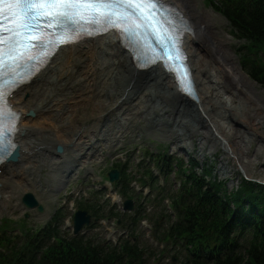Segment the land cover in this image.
<instances>
[{
    "label": "bare ground",
    "instance_id": "bare-ground-1",
    "mask_svg": "<svg viewBox=\"0 0 264 264\" xmlns=\"http://www.w3.org/2000/svg\"><path fill=\"white\" fill-rule=\"evenodd\" d=\"M166 1L174 2L193 27V31L185 36L184 47L197 84L198 100L185 98L174 75L161 63L148 69L139 68L117 34L109 33L60 47L45 68L19 87L10 98L13 109L20 114L15 137L20 164L9 165V161L3 162L0 169H8L20 176V180L0 176V206H16L13 202V193L16 192L12 191V187L17 191L21 189L22 183L30 180L27 176L37 177V172L47 170V176L58 175L57 183L64 184L74 168H88L94 162L90 157L103 155L104 149H110L127 138L128 134L132 136L136 132L138 135V129L141 130L140 127L145 124L149 128H168H158L162 131L160 135L185 141L186 145L191 144L187 135L192 134L191 137L197 133L202 146L205 143H208L210 149L223 146L227 158L240 163L243 146L239 145L237 139L244 141V138L240 129L232 127L230 119L238 121L236 116L239 113L243 116L250 111L253 120L260 122L262 117L264 119V111L261 109L264 100L256 101L249 92L246 93L252 82L235 61L233 52L224 46L227 40L215 34L211 18L219 14L213 9L209 12L198 11L195 0ZM75 85L80 90L77 97L82 94L81 87L84 90L87 87L93 94L87 98L86 104L75 107L74 114L69 112L62 117L60 114L70 109L67 105L70 96L67 88ZM244 94L251 101L249 105L244 104L245 99L242 101ZM92 97L95 99L92 100ZM90 104L91 109L100 108L103 113L99 116L91 115L94 123L89 128L75 126L73 119L83 109H89ZM28 110L39 115L46 110H53L48 120L57 121L58 129H69L71 124H74V128L68 133L67 130L61 132L54 129L55 141L52 136L53 126L46 129L39 124L22 121L28 116L25 114ZM120 112L125 113L124 116ZM141 120L145 124H141ZM51 143L60 144L63 155L48 149L52 145L46 144ZM78 159L82 161L81 166L74 163ZM40 191L43 194L45 192L43 187Z\"/></svg>",
    "mask_w": 264,
    "mask_h": 264
},
{
    "label": "rangeland",
    "instance_id": "rangeland-1",
    "mask_svg": "<svg viewBox=\"0 0 264 264\" xmlns=\"http://www.w3.org/2000/svg\"><path fill=\"white\" fill-rule=\"evenodd\" d=\"M195 5L198 11L203 12H209L213 8V6L205 0H195ZM211 21L214 26L215 34L227 40L224 41V46L233 52V57L241 68L239 63V50L237 48L242 42L231 34V27L228 25V21L225 17L223 18L219 14L218 17L215 16V18H211ZM227 35H230L229 37L231 40H229ZM241 70L245 73L242 68ZM245 75L247 74L245 73ZM247 77L252 84L248 85L246 93L249 92L251 98L256 101L260 99L264 100V90L262 87L248 75ZM86 89L87 90H84L81 87L82 94L77 97L80 93L78 86H68L67 92L74 98L71 99L69 96V103L67 105L70 109L68 112L60 114L62 117L68 115L69 112L74 114L76 111L75 107L86 104L87 98L93 94L87 87ZM63 91L64 90L61 92ZM184 97L187 98V96ZM93 99L95 98L92 97V100ZM244 99L247 101H245L244 104L249 105L251 101L247 99L245 94L242 101H244ZM261 109L264 111V105L263 107L261 106ZM29 111L30 110L26 111L25 114H28ZM102 111L100 108L91 109L90 104L89 109H83L82 112H80L81 114L79 113V116L73 119L76 123H72L81 128H89L94 123V119L91 118V115L94 114L95 116H99L103 113ZM30 112H32L33 115H28L22 121H27L28 124H39L46 127V129L53 126L52 136L56 139L55 141H57V138L54 136L56 134L54 129H58L57 121L51 120L53 122H50V120H48V116L52 115L54 111L46 110L40 115L35 114L33 111ZM123 114L120 112L121 116H124ZM236 117L238 121H240L238 122L230 119V123L235 129H240L243 134L244 141L237 139L239 145L243 146V152L240 156L241 164L231 158H227L225 154L226 149L223 148V146H218L216 149H210L208 143L202 146L199 142L200 135L197 133L193 134L191 137L190 135L192 134L187 135V140H189L191 144L186 145L185 141L175 139L169 135L166 137L160 135L161 130L158 128L164 130L168 128L162 126L149 128L144 121L141 120V124L145 125H143L144 127L142 126L143 128L140 127L141 130L138 129V135H136V132H134L132 136L128 134L127 138H123L121 142L113 145L110 149H104L103 155H93L89 159H91V161L94 160V162H92L88 168L80 167L78 170L74 168L70 176L66 177L67 182L64 184L60 182L59 184L57 183L58 175H55V177L47 176V170H41L37 172V177L27 176V178L30 179L28 181L32 184L24 181L22 183L23 187L18 191L12 187V191L16 192L13 193L15 197L13 202L16 206L14 208L0 206V231L8 232L10 236L17 239L29 229L34 230L44 226L51 217L58 212L56 225L60 234L62 236H73L72 219L75 210L78 208L77 201L85 198L95 208L99 207L103 210V212L100 213H102L104 217L97 220L95 219L93 223L84 227L76 236H81L84 239H91L93 242H105L111 245L125 237H134L138 247L144 250V254L147 256L148 253V264H180L181 261L184 260V251L172 245L170 241L159 240L154 234L155 229L153 222L159 215L162 217L158 223L160 232L166 228L169 220L174 219L168 207V202L166 199L164 201L157 199L151 201V198L156 193L166 195L177 190L179 177L177 175V166L174 164V161L178 158H180L183 165L189 166V159L193 157L194 161L197 163L193 165L197 173H200L204 164H209L211 167V176L217 180H222L226 191L238 186L240 175L264 184V119L262 117L259 120L261 123L258 122L257 119L253 120V115L250 111L244 113L243 116L239 113ZM135 119H137V117H135ZM74 124H71L69 129L60 128L58 130L61 132L62 130H67V133L71 132V129L74 128L72 125ZM54 144L55 143L46 145H52L47 148L55 150L56 146L60 144ZM180 146H183V148ZM236 146H238V144H236ZM63 153H60V155H63ZM157 156H168L169 159H171L170 166L167 167L164 163V166L161 164L157 166L155 160H153L157 158ZM19 159L18 157L15 162L9 161V165H17L20 162ZM25 162H28V160H25ZM74 163L81 166L82 161L78 159ZM115 163H119L121 168L130 172L134 179L142 178L144 168H149L152 174L157 177L161 187L154 188L150 191L149 188L141 187V183H139L138 180L133 179V181L129 183L128 190L129 193L133 195L132 198L135 200L134 205L136 207L133 211H123V197L117 194L114 187L108 182V179H105L107 173L111 169L116 168ZM240 170H242V172ZM0 176H8L16 181L20 180V176L13 174V172H10L8 169L1 168ZM208 177L209 176L206 178ZM46 183L47 185H45ZM55 184L56 186H54ZM37 185H39L38 188L36 187ZM51 186L55 188L50 190ZM42 187L45 191L44 194L40 191ZM27 192L32 193L38 204L42 206L41 211H38L36 207L26 208L23 205L21 197ZM139 204L142 208L138 211V215L143 218L137 219L132 225V216L137 215L136 210ZM114 213H118L120 216L115 217L113 216Z\"/></svg>",
    "mask_w": 264,
    "mask_h": 264
},
{
    "label": "trees",
    "instance_id": "trees-1",
    "mask_svg": "<svg viewBox=\"0 0 264 264\" xmlns=\"http://www.w3.org/2000/svg\"><path fill=\"white\" fill-rule=\"evenodd\" d=\"M205 1L227 19L231 34L242 42L237 48L241 68L264 88V0ZM153 160L157 166L164 163L169 167L171 162L168 156ZM174 162L177 190L156 193L152 198L163 201L167 197L175 218L160 232L159 215L154 220L156 237L184 251L180 264H264V184L240 175L238 186L226 191L224 182L211 176L209 164L197 173L192 157L189 166L179 158ZM115 166L121 170L115 187L124 197H131L128 184L132 175L119 163ZM143 174V185L160 187L149 168ZM77 206L104 217L103 210L86 199L79 200ZM57 213L44 226L29 229L17 239L0 231V264H148V253L146 256L128 237L112 246L81 236H62L56 225ZM140 218L132 216L131 224Z\"/></svg>",
    "mask_w": 264,
    "mask_h": 264
},
{
    "label": "snow or ice",
    "instance_id": "snow-or-ice-1",
    "mask_svg": "<svg viewBox=\"0 0 264 264\" xmlns=\"http://www.w3.org/2000/svg\"><path fill=\"white\" fill-rule=\"evenodd\" d=\"M166 23L159 0H0V159L12 147L8 134L15 131L17 115L6 98L24 82L19 70L43 62L52 49L70 42L86 26L116 29L145 46L150 34L161 49L153 52L151 62L164 59L181 90L191 94L184 57Z\"/></svg>",
    "mask_w": 264,
    "mask_h": 264
},
{
    "label": "water",
    "instance_id": "water-1",
    "mask_svg": "<svg viewBox=\"0 0 264 264\" xmlns=\"http://www.w3.org/2000/svg\"><path fill=\"white\" fill-rule=\"evenodd\" d=\"M57 152H62V147L60 145L56 146ZM18 151H16L12 156L11 160L16 161L18 157ZM242 172V170H240ZM108 176L110 181H114L119 179V170L117 168H113L108 172ZM22 203L27 208H37L38 211L42 210V206L38 204L37 200L34 198L33 194L27 192L21 198ZM124 209L131 210L133 209V202L131 199L124 201ZM90 214L86 210H77L73 216V229L74 234H77L82 226L89 225L90 223Z\"/></svg>",
    "mask_w": 264,
    "mask_h": 264
}]
</instances>
